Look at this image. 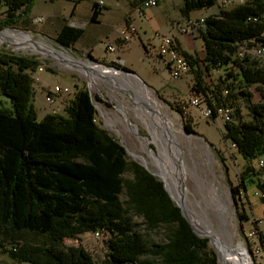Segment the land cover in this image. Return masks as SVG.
<instances>
[{"label": "trees", "instance_id": "1", "mask_svg": "<svg viewBox=\"0 0 264 264\" xmlns=\"http://www.w3.org/2000/svg\"><path fill=\"white\" fill-rule=\"evenodd\" d=\"M32 1L2 0L6 10L0 27L24 22ZM212 5L214 0H185L181 12ZM98 15V4H93L89 21L96 22ZM203 23L198 30L203 67L223 73L209 94L196 70L195 84L207 96L213 116L219 108H232L223 138L244 161L232 188L236 200L239 190L252 183L256 192H264L262 173L256 169L264 158V62L240 48L246 43L250 50L262 42L264 0L219 8ZM82 34L83 29L64 23L55 42L72 47ZM181 51L191 67L197 63ZM0 62V97L7 100L5 104L0 98V248L31 235L43 238L44 247L23 244L20 254L10 251L14 257L34 264H95L82 246L64 247L63 240L106 230L111 234L107 256L112 264H217L208 239L195 235L162 182L128 160L125 148L93 121L96 110L87 89L75 91L65 115L48 113L37 119L31 72L38 61L0 52ZM251 88L261 100L250 103L249 119L243 120L237 101H250ZM183 127L195 133L189 123ZM261 170L264 173V166ZM259 200L264 206V197ZM130 215L140 217L147 230L161 229L163 239L156 243L136 232ZM237 217L241 222L248 219L243 211Z\"/></svg>", "mask_w": 264, "mask_h": 264}, {"label": "rangeland", "instance_id": "2", "mask_svg": "<svg viewBox=\"0 0 264 264\" xmlns=\"http://www.w3.org/2000/svg\"><path fill=\"white\" fill-rule=\"evenodd\" d=\"M73 2L74 1L70 0H55L52 2L49 0H33L30 15L27 19L11 27L23 30L26 34L30 35L31 39L35 42H42L43 45L39 44L43 49L51 46L56 51H62L64 54H68L78 60L86 62L91 59L87 56V53L81 54L72 47L61 46L55 42L56 33L62 23L72 19L69 12L72 9ZM89 2L90 0H78L76 8L82 20H85L89 14ZM119 8L121 7L119 6ZM5 10L6 7L2 3V0H0V19L5 16ZM60 13L65 14V20L59 18ZM203 21L204 18H202V23ZM1 29L0 27V30ZM114 34L115 32L112 31L108 39H103L99 43H96L93 55L100 58L105 52V45L112 42L115 48L114 52H118L117 54L123 60V63L107 60L104 57L101 58L100 61H95L106 66H115L112 65V63L125 65L130 71H133L140 77L144 83L143 95L146 96V101L149 106L152 107L148 101L147 94L150 99L157 103L160 113L171 121L176 129L171 134L180 149L182 166L186 170L184 185L187 203L196 211L199 210V207L192 202L194 197L198 196L199 190L206 192L212 182L222 184L229 197L227 203L230 213L229 228L232 235V248L240 262L245 264L243 246L252 264L253 258L249 254L247 239L245 238V230L248 229L250 223L246 220L241 222L237 215L239 212L243 211L248 219L254 220L257 218L258 221L256 223L252 222V226L254 225L258 232L264 235V206L256 195L257 190L253 183L248 185L247 190L240 189L238 196H235L236 200H234L232 188L238 184L239 172L244 161L232 147L230 142L223 138L225 127L221 117L218 115L216 118H204L189 102L194 91L200 90L195 84V70L200 73V79L203 84L209 88L207 91L208 94L214 89L219 77L222 76V70L216 68L210 70L204 69L202 62L204 54L199 32L196 33V38L194 40L187 36L181 37V44L186 49L185 51L194 57L197 63L192 64L190 71L178 79H173L169 76L163 61L156 55V51L154 55L152 47L149 49L151 54L145 55L138 42H134L130 39L126 42L127 44L121 48L119 43L112 39ZM150 34H152L151 36L155 39L162 36L160 33L154 34L150 32ZM129 42L130 44H128ZM153 43L156 44V40H153ZM0 52L34 58L38 61L39 65L43 66L44 70L40 75L41 78L39 83L35 84L32 82L34 89L33 103L38 117L43 113V107H41V105L46 104L43 91L48 85L55 83L68 86L70 89V94L68 96L69 101L72 99L76 90L87 89L95 105L96 123L126 148L128 160L137 163L141 161L146 165L147 169L149 168L154 172L156 168L155 165L151 164L149 156L142 149L144 143L131 132L124 119L125 116L132 125L137 127L138 133L149 139V145L153 148V151L157 153L156 147L151 141L150 126L148 125L150 121L142 115L145 121L143 122L135 115L136 111L134 109H137L139 112L145 111L148 113V111L139 109L132 103L129 97L131 92L134 95V99L137 98L139 93L136 89L129 85V87L121 85L120 83L113 87L107 82L99 79L94 80V84H90L84 74L70 68L62 61L47 54L44 50L35 48L28 38L19 33H12L9 31V33L0 35ZM107 55L111 57L114 53L108 52ZM259 60L264 62V58H259ZM118 77L120 79L122 78L121 76ZM124 90L127 91L125 92ZM250 91L252 93L250 101L247 99H240L237 101L241 108L243 120L249 119L250 103H256L261 100L260 94L255 88H251ZM95 96L99 97L102 102L98 101ZM0 98L3 103L7 104L5 98L2 96ZM67 105L61 108L60 114L65 115V108ZM50 113H57V110L52 107L50 108ZM184 122L189 123L195 133L184 136V134L180 132V130H184ZM159 126L160 123L156 130L159 129ZM146 149L148 148L146 147ZM256 169L262 173L260 178L261 181H264L263 170L258 167H256ZM155 174L156 178L161 180L158 174ZM123 199L124 197L121 196V200ZM130 218L131 221L136 224L135 231L144 235L145 238L156 243L163 239L161 229L147 230L142 224V219L140 217L130 215ZM98 232V235L94 232H86L78 235L74 239L65 238L63 240V246L80 245L89 253L95 264H112L107 256L109 253L107 244L109 239H111V234L106 230H100ZM207 239L208 246L215 251L218 258L217 250L211 244L210 239ZM43 241H45L43 238L27 235L22 240H19L17 244H4V246L0 248V264H34L14 257L10 251L19 253L18 251L23 244H30L33 248H42L44 247ZM237 242H239L240 245L237 244ZM217 264H219L218 260Z\"/></svg>", "mask_w": 264, "mask_h": 264}, {"label": "crops", "instance_id": "3", "mask_svg": "<svg viewBox=\"0 0 264 264\" xmlns=\"http://www.w3.org/2000/svg\"><path fill=\"white\" fill-rule=\"evenodd\" d=\"M70 1H74L71 9L73 12L72 14L71 11L69 12L72 19L63 22L62 25L66 23L67 25L83 29V34L72 45V48L78 50L81 54L89 53L97 61H100L101 58L104 57L107 60L118 61L121 64L123 60L118 56V52H113L114 55L111 57L107 55L109 51L106 47H114L112 42L105 45V52L100 58L94 56L93 51L95 44L103 39H108L112 31L115 32L112 39L117 41L121 48L124 47L127 43H123L119 36L120 30L127 20L132 21L136 25V33L131 37V40L138 42L145 55L151 54L149 50L151 47L155 55V46L159 38L155 39L151 36L152 34H150V32L173 36L178 42L180 49L185 51L186 49L181 44V37L187 36L190 38V36L180 34L178 25L184 24L188 19H199L215 15L219 11V7L215 2L214 5L210 7L189 10L184 14L181 11L184 7L185 0H157V5L151 8H143L141 6L143 0H90L89 14L85 20H82L76 8L78 0ZM99 1H101L102 4L98 5L99 15L97 21L90 22L89 16L91 14L92 5L98 4ZM119 6L121 8H119ZM59 18L65 20V14L60 13ZM153 40H156V44L153 43ZM130 42L128 44H130ZM262 58H264V55ZM57 104L61 105L60 98L57 99ZM41 107H43V113L40 117L37 116L38 119L50 113V108H52L47 104L41 105Z\"/></svg>", "mask_w": 264, "mask_h": 264}, {"label": "bare ground", "instance_id": "4", "mask_svg": "<svg viewBox=\"0 0 264 264\" xmlns=\"http://www.w3.org/2000/svg\"><path fill=\"white\" fill-rule=\"evenodd\" d=\"M4 33H9V31L4 30L0 32V35H3ZM39 43L43 45L42 42ZM62 55L65 59H72L71 56L68 54ZM104 70L109 69L106 68ZM116 74H118V72H116ZM147 98L150 105L152 106L151 109L153 111H148L147 113L145 111L139 112L137 109L134 110L136 111L135 115L143 122L145 121L142 115H144L146 119L150 121L148 125L150 126V135L152 137L151 141L154 143L157 153L154 152L153 149H146L145 145H142V149L149 156L151 164L155 165L156 168L154 172L157 173L160 179H162L166 183V186L174 197V199L178 200L179 191L176 188V177L178 171L175 170L173 166V162L176 160L177 155L173 151L167 150V140L165 133V128H168L171 133L174 132L176 129L173 126L172 122L166 119L160 113L157 103L150 99L148 94ZM159 123V129L156 130V128H158L157 126L159 125ZM180 132L183 133L184 136H187L184 131L180 130ZM182 173V175H184L185 180L186 170L184 167H182ZM228 200V193L227 191H225L222 184L212 182L206 192H202L201 190H199L198 196L194 197V199L192 200V202L199 207V210L196 211L192 206H190L187 203L186 197L184 199L183 205L185 213L193 227L198 232L202 233L207 238H209L211 244L217 250V259L219 264H242L236 256V253L234 252L231 245L232 235L229 228L230 213L229 205L227 203Z\"/></svg>", "mask_w": 264, "mask_h": 264}, {"label": "built area", "instance_id": "5", "mask_svg": "<svg viewBox=\"0 0 264 264\" xmlns=\"http://www.w3.org/2000/svg\"><path fill=\"white\" fill-rule=\"evenodd\" d=\"M247 0H214V2L221 9L230 8L239 4L246 2ZM102 2L99 1L98 5H101ZM157 5V0H143L141 6L143 8H151ZM204 23H202V18L199 19H188L184 24L178 25V31L180 34L189 35L192 39L196 38V33L198 32L200 27H203ZM7 30L12 33H19V31L9 30L5 27H2L0 32ZM136 33V25L127 20L124 24L123 28L120 30V39L123 43H126L131 39V37ZM22 35V34H21ZM260 38L262 39L261 43H257L253 46L252 49L248 50L245 48L246 43L240 46L241 50L244 52H251L258 58H262L264 55V31L261 33ZM254 39H249V43H254ZM106 49L109 52H114L115 48L112 46H107ZM254 49V50H253ZM253 50V51H252ZM156 55L163 61L166 70L169 76L173 79H178L184 75H186L190 69V63L186 59V57L182 54V51L179 47L178 42L173 36L170 35H162L159 37L157 46H156ZM1 65V62H0ZM43 66L38 65L32 72L31 78L33 83H39L41 78V73L43 72ZM44 100L47 105L50 107H54L57 110V113L60 112L61 108L67 105L69 99L68 96L70 94V89L66 85L61 84H51L48 85L44 91ZM60 98L61 105L57 104V99ZM189 102L192 107L198 110L199 114L204 117H215L220 116L225 124L227 121L231 120L232 108L229 106H225L217 109L215 116H213L212 108L209 106L207 101V96L202 91H194V94L190 97ZM94 122H96V117L94 115ZM233 147V144H231ZM258 167L264 166V160L259 159L257 163ZM259 197H264V192L258 191L256 193ZM264 213V210H263ZM247 222L250 223L248 229L245 230V238L247 239L248 251L250 256L253 258L252 264H264V238H261L260 233L252 226V222L256 223L258 221L257 218L247 219ZM96 235L99 234L98 231L94 232Z\"/></svg>", "mask_w": 264, "mask_h": 264}, {"label": "water", "instance_id": "6", "mask_svg": "<svg viewBox=\"0 0 264 264\" xmlns=\"http://www.w3.org/2000/svg\"><path fill=\"white\" fill-rule=\"evenodd\" d=\"M24 15H25V13L20 15V16H17V18H20L21 16H24ZM5 28H7L9 30L19 31L24 37L28 38L29 41H31V44L33 46H35V48L44 50L47 54L55 57L56 59H58L60 61H62L64 64H66L70 68H73V69L77 70L78 72L84 74L88 83H90V84H94V80L99 79V80L107 82L109 85H111L113 87H115V85H117L119 83L121 85H125V86L129 85L130 87H133L134 89H136L138 91L139 94L137 95V98L134 99V95L130 92L129 97H130V100L132 101V103L135 106H137L139 109H143L146 111H153L146 101V96L143 95L144 83L140 79V77H138V75H136L133 71L125 70V69L119 68L117 66H108V65L106 66V65H103L101 63L96 62L92 58L87 60L86 62L78 60L72 56H71V58H72L71 60L65 59L62 55V54H64L62 51H56L51 46L49 48L43 49L38 42L33 41L31 39L30 35L26 34L23 30H20L18 28H14L11 26L5 27ZM106 68H108L109 70H104ZM116 72H118V74H116ZM118 76H121L122 78L120 79ZM124 91L126 92L127 90H124ZM92 102H93V100H92ZM94 107H95V105H94ZM124 119H125V122H126L128 128L131 130V132L140 141H142L144 143V145L149 150H152L153 148L149 145V141H148L147 137L138 133L137 127L135 125H132L130 123V121L125 116H124ZM165 130H166L165 133H166V140H167V150L173 151L177 155L176 160L173 162V166H174L175 170L178 171V174L176 177V188L179 191V199L178 200L174 199V197L172 196V194L168 190L166 183L162 179L159 181L162 182V186H163L164 190L168 194V196L171 199V201L173 202V204L180 209L181 215L189 223V225H190L192 231L195 233V235H197L198 237H201V238H207L205 235L198 232L193 227V225L190 223V221H189V219L185 213L184 205H183V202L185 199V185H184V175H182L183 174L182 173V167L183 166H182V160H181V156H180V149L177 146V143L174 141L173 136H172L171 132L168 130V128H165ZM183 131L187 135L190 134L189 132H187L186 129H184ZM125 150H126V148H125ZM138 163L141 166H143L144 169H146L150 174H152L156 178V175L153 172H151L149 169H147L144 163H142V162H138ZM237 244L240 245L239 242H237ZM242 249H243V252L245 254V264H251L250 257L247 254V252L243 246H242Z\"/></svg>", "mask_w": 264, "mask_h": 264}]
</instances>
